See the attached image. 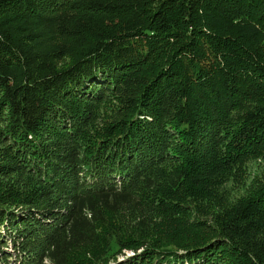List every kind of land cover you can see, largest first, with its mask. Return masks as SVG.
Returning a JSON list of instances; mask_svg holds the SVG:
<instances>
[{"label":"trees","instance_id":"1","mask_svg":"<svg viewBox=\"0 0 264 264\" xmlns=\"http://www.w3.org/2000/svg\"><path fill=\"white\" fill-rule=\"evenodd\" d=\"M259 160L264 0H0V264H264Z\"/></svg>","mask_w":264,"mask_h":264},{"label":"rangeland","instance_id":"2","mask_svg":"<svg viewBox=\"0 0 264 264\" xmlns=\"http://www.w3.org/2000/svg\"><path fill=\"white\" fill-rule=\"evenodd\" d=\"M255 172V175H263L264 176V161L259 160L258 163H254L252 166V174ZM130 253H127V257L130 256Z\"/></svg>","mask_w":264,"mask_h":264}]
</instances>
